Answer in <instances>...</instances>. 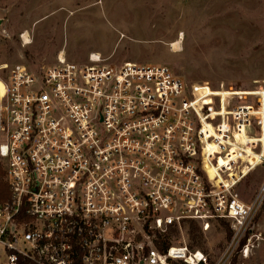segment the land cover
I'll return each mask as SVG.
<instances>
[{"label":"built area","instance_id":"built-area-1","mask_svg":"<svg viewBox=\"0 0 264 264\" xmlns=\"http://www.w3.org/2000/svg\"><path fill=\"white\" fill-rule=\"evenodd\" d=\"M1 68L0 264H264L248 261L264 182L248 202L234 191L264 158V85L187 84L164 64L98 52ZM223 220L231 235L215 259L164 244L188 221L206 232Z\"/></svg>","mask_w":264,"mask_h":264},{"label":"rangeland","instance_id":"rangeland-1","mask_svg":"<svg viewBox=\"0 0 264 264\" xmlns=\"http://www.w3.org/2000/svg\"><path fill=\"white\" fill-rule=\"evenodd\" d=\"M180 36L179 47H172ZM60 52L78 63L98 52L115 65L164 64L187 84L253 90L264 85V0H0V78L4 65L37 70ZM249 134L262 132L254 124ZM256 147L264 155V143ZM243 174L234 191L248 202L264 182V158ZM255 228L262 239L249 262L264 260V201ZM167 235L170 242L189 245L185 230ZM202 236L200 250L211 259L230 238L218 221Z\"/></svg>","mask_w":264,"mask_h":264},{"label":"trees","instance_id":"trees-1","mask_svg":"<svg viewBox=\"0 0 264 264\" xmlns=\"http://www.w3.org/2000/svg\"><path fill=\"white\" fill-rule=\"evenodd\" d=\"M3 169L2 166L0 164V201L6 199L7 195H8V190H7V186L5 184V182L3 181ZM221 226H223L228 234L231 235V231L228 228V225L224 222L221 221L220 222ZM187 235L189 237V247L191 249H201L204 247V244L202 242V231L200 229V227L198 226V224L194 221H188L187 223ZM170 241L168 240V235L165 236V240H164V244H169ZM18 264H34L33 262H31L28 259H25L23 257H20L18 260ZM231 264H236V259L233 258L231 261Z\"/></svg>","mask_w":264,"mask_h":264},{"label":"bare ground","instance_id":"bare-ground-1","mask_svg":"<svg viewBox=\"0 0 264 264\" xmlns=\"http://www.w3.org/2000/svg\"><path fill=\"white\" fill-rule=\"evenodd\" d=\"M25 36H26V33H25ZM180 39H181V36L179 37V39H177L176 41H174L171 46L174 47V48H178L179 45H180Z\"/></svg>","mask_w":264,"mask_h":264}]
</instances>
